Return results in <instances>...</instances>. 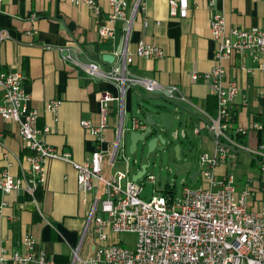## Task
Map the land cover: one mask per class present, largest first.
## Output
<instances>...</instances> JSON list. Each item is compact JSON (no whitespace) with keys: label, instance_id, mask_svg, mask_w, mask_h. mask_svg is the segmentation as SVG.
<instances>
[{"label":"crops","instance_id":"1","mask_svg":"<svg viewBox=\"0 0 264 264\" xmlns=\"http://www.w3.org/2000/svg\"><path fill=\"white\" fill-rule=\"evenodd\" d=\"M95 1L100 7L97 18L87 4L76 5L71 0L0 2V36L5 37L0 42V72H19L26 77L23 88L30 97V106L38 112L37 128L49 130L43 136L45 142L61 153H69L77 163L88 160L96 148L80 122L99 126L102 97H119L115 83L88 77L82 69L84 64L64 55L65 51L84 54L106 71L118 64L115 53L121 46L123 24L115 25L114 40L101 42L98 27L106 22V4L102 0ZM126 2L130 15L134 0ZM142 2L144 10L132 16L128 52L134 54L136 45L143 42L161 49L164 57L160 60L134 57L129 70L134 76L156 81L161 90L172 89L182 97L181 101H173L183 107L178 129L185 130L187 137L177 145L185 147L192 136L202 151L199 155H212L214 145L209 134L201 132L196 136L192 130L216 116V99L209 95L207 85L191 82L189 75L209 72L215 66L213 56L217 45L211 39L208 24L212 15L221 16L226 35L235 28L254 29L259 27L262 18L261 3L258 0H214L210 7L208 0H191L189 16L172 20L168 0ZM103 55L113 56V64L103 62ZM259 62L264 65V57ZM219 64L225 69L222 82L238 88L233 128L239 127L245 134L235 137L237 143L252 149L261 148L264 153V69L249 57L223 59ZM143 94L141 89L127 91L123 114L119 113L116 103H108L102 134L105 142L101 145L105 178L117 173L113 172L114 166L122 161L118 156L110 161L120 128L128 137L131 119L145 121V115L153 113L152 110L144 113L141 106H163L162 101H144L147 97ZM52 101L59 103L54 114L46 109L47 103ZM27 155L17 125L5 122L0 116V175L4 172L15 179L22 177L23 170L28 168ZM259 168L253 157L239 152L234 167L222 163L216 170L217 174L232 173L238 191H250L249 209L255 212L264 210V172ZM75 175L72 165L49 161L45 181L34 190L33 196L22 191L7 196L0 192V254L2 250L28 252L22 245L26 235L34 241L31 251L45 253L55 264H68L71 251L76 248L81 257L92 254L88 215L95 192L82 194ZM195 181H199V175ZM135 240L134 235L110 234L108 242H118L132 249Z\"/></svg>","mask_w":264,"mask_h":264},{"label":"built area","instance_id":"2","mask_svg":"<svg viewBox=\"0 0 264 264\" xmlns=\"http://www.w3.org/2000/svg\"><path fill=\"white\" fill-rule=\"evenodd\" d=\"M102 1L106 4L107 19L98 27L100 41L115 39V25L118 22L123 24V35L120 49L115 53L119 62L114 68L103 70L93 60L82 68L88 77L111 81L119 89L118 98L102 97V121L99 126L87 121L80 122L81 128L93 139L95 150L88 160L77 163L69 153H61L48 145L43 136L49 130L37 128L38 112L30 106V97L23 88L26 77L19 72H0V116L5 122L17 125L23 148L28 152L25 158L28 168L23 170L22 177L15 179L4 172L0 175L1 194L7 196L22 191L33 196L34 190L45 181L46 163L59 160L72 165L80 192L85 195L95 192V197L88 215L92 254L84 258L80 256L79 248L73 249L68 264H264V210L255 212L249 209L250 191H238L232 173H216L222 163L234 167L239 152L253 157L264 172L261 148L244 147L235 139L245 134V130L233 128V106L238 88L235 84L225 85L222 82L225 69L219 64L223 59L249 57L264 69L259 62L264 57V0H258L262 6V18L259 27L254 29L235 28L226 35L221 16L212 15L208 24L211 39L217 45L213 56L215 66L209 72L190 73L189 78L193 83L207 85L209 95L216 99V116L192 130L196 136L201 132L209 134L214 153L197 157L200 183L197 188L183 187L178 200L167 188L169 193L152 195L148 201L141 198V185L128 180V159L122 150L125 130L122 127L117 132L110 161L118 156L126 162L127 171L117 172L110 178L102 175V161L105 158L101 151V145L105 142L102 134L106 127L109 102L116 103L119 113L123 114V100L127 91L141 89L153 94L161 90L156 81L134 76L130 72L134 57L160 60L164 53L143 42L136 45L134 54L128 52L132 16L144 10L142 0H134L130 15L126 0ZM190 1L168 0L169 17L172 20L187 18ZM213 1L208 0L210 7ZM71 2L76 5L85 3L95 18L99 16L100 7L95 0ZM4 39L0 36V42ZM58 106V102L52 101L47 103L46 109L54 114ZM146 128L145 121L133 118L128 130L137 133L144 132ZM255 128L260 130L258 126ZM171 136L178 142L186 139L187 133L177 129L171 132ZM147 181L155 183L151 177H147ZM110 234L134 235V248L108 242ZM22 243L29 249L28 252L2 250L0 264H55L45 253L34 254L31 251L34 241L29 235L24 237Z\"/></svg>","mask_w":264,"mask_h":264},{"label":"rangeland","instance_id":"3","mask_svg":"<svg viewBox=\"0 0 264 264\" xmlns=\"http://www.w3.org/2000/svg\"><path fill=\"white\" fill-rule=\"evenodd\" d=\"M143 95L147 98L151 96V94L146 92H144ZM174 126L175 130H177L179 128V122L175 121ZM164 135L165 139L169 142L165 145L164 151H154L149 155H147L146 148L143 147L141 142L138 143L137 150L133 154H129V140L127 134L122 141V150L128 159L126 160L129 168V173H127L128 179L132 180V177L138 172L137 170L141 165H147L144 176L136 181V183L142 187L141 198L145 201L150 200L152 195L163 194L166 187L172 191L174 199L178 200L182 195L183 187L197 188L199 186L198 184H200L199 181L193 183L190 180L191 175L199 170L197 157L202 151H200L198 141L190 136L189 141L185 142L186 146L183 147L181 145L180 160L177 161L174 154V146L177 142L172 141L171 133H166ZM133 160H136L135 164L133 163ZM184 163H190L189 171L183 175L175 176V165ZM126 171V162H116L113 172L126 173ZM147 177L153 178L155 183L152 184L147 181ZM124 184L125 181H123L122 185L124 186Z\"/></svg>","mask_w":264,"mask_h":264},{"label":"water","instance_id":"4","mask_svg":"<svg viewBox=\"0 0 264 264\" xmlns=\"http://www.w3.org/2000/svg\"><path fill=\"white\" fill-rule=\"evenodd\" d=\"M120 49V47L118 48ZM64 55L72 60L79 61L84 65H88L91 61L84 54H77L74 51H65ZM102 61L107 64H113L114 57L111 55H103ZM100 80V79H97ZM151 98L143 99L146 102H155L162 101L163 106L160 104L150 105V106H141V109L144 113L153 111V113L146 114L144 117L147 128L144 132H134L130 131L128 133L129 140V154H133L137 150V145L139 142L143 144V147L146 148L147 155L151 154L154 151L162 152L164 151L165 145L169 142L165 139L166 133H171L175 130L174 122L180 120L181 111L183 107L179 103L173 101V99L181 101L182 97L177 95L172 89L160 90L155 92ZM125 133V132H124ZM125 136V134H123ZM172 141L173 138L171 136ZM176 142V141H174ZM180 145L174 146V154L177 161L180 159ZM133 163H136V160H133ZM147 169V165H141L139 171L132 177V182H136L141 179ZM190 169V163L176 164L174 167L175 176L183 175ZM198 176V172H195L191 175L190 180L194 182L195 177Z\"/></svg>","mask_w":264,"mask_h":264},{"label":"trees","instance_id":"5","mask_svg":"<svg viewBox=\"0 0 264 264\" xmlns=\"http://www.w3.org/2000/svg\"><path fill=\"white\" fill-rule=\"evenodd\" d=\"M167 193H169V191H168V189H167V187L164 189V191H163V194H167ZM171 195H173V193H171Z\"/></svg>","mask_w":264,"mask_h":264}]
</instances>
